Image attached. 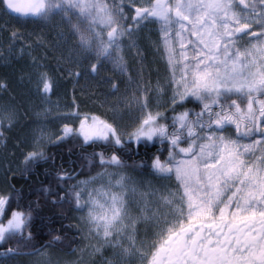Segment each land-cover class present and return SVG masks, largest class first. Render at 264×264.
Segmentation results:
<instances>
[{
  "label": "snow or ice",
  "instance_id": "1",
  "mask_svg": "<svg viewBox=\"0 0 264 264\" xmlns=\"http://www.w3.org/2000/svg\"><path fill=\"white\" fill-rule=\"evenodd\" d=\"M0 19V60L35 46L74 85L110 89L103 117L79 112L74 98L55 133L43 105L58 78L37 58L21 75L27 98L0 97V148L18 161L0 164V264H264V0H0ZM28 24L41 32L25 35ZM150 25L163 85L144 79ZM129 56L141 66L135 79ZM108 66L114 75L102 76ZM70 139L110 152L82 153L98 171L57 169L27 209L13 208L27 199L12 184L17 174L27 182L50 159L47 146ZM157 144L163 151L150 152ZM141 149L145 159L129 163ZM66 205L81 213L83 246L51 226ZM37 227L48 229L44 243Z\"/></svg>",
  "mask_w": 264,
  "mask_h": 264
},
{
  "label": "rangeland",
  "instance_id": "2",
  "mask_svg": "<svg viewBox=\"0 0 264 264\" xmlns=\"http://www.w3.org/2000/svg\"><path fill=\"white\" fill-rule=\"evenodd\" d=\"M4 24V20L0 19V25ZM19 25L12 23L8 28L10 32L14 28H18ZM25 35L29 32L40 33L41 28L28 24L20 29ZM145 35L150 36L149 41L142 42L144 45V79L145 82L151 81L152 85L155 86L157 81L163 85L164 81L168 77L167 66L165 61L162 59V50H157V48L152 44L158 38V32L155 30V26L150 25L148 29H145ZM7 33L0 32V40L6 39ZM35 39V38H33ZM19 48V45H17ZM35 57L39 60L41 64L47 65L46 70L50 71L55 77L58 78V84L53 93L50 95L49 103L43 105L46 108H50L51 111L46 119L49 121L47 124V129L49 132H58L61 121H58L56 117L70 111L67 105L72 104L73 99L76 100V108L81 113L96 114L104 116L105 108L100 106V100L104 98L105 95L110 91L106 84L102 82L97 84L93 83L90 87L81 88L85 81L81 78L80 85H74L69 79L61 76V73L56 71L55 60L52 57L46 55L45 50L33 46L30 50V55L25 52L22 56L17 55L8 61L0 60V81H6L9 85L7 92H0V97L7 98L9 95L27 98L28 91L21 84V75L23 74L25 80L27 79V74L31 71L32 58ZM130 74L135 79L137 73L140 70V64L134 63L131 56L128 57ZM114 73L111 70V66L102 72V76H113ZM99 80V78H97ZM126 81V77H122ZM134 87V85H132ZM125 85H121V91L124 90ZM161 100L164 98L161 97ZM32 103L39 105L41 101L39 98H33ZM198 111V109H197ZM44 117H42L43 119ZM78 124V120L75 121ZM160 145V144H159ZM163 146V145H160ZM161 148V147H160ZM13 149L10 147L7 151L0 148V164H4V157L7 156V162L11 163L15 168L18 163L16 155H13ZM18 155V154H17ZM83 179L84 177H80ZM154 183H156L154 181ZM168 183V182H161ZM174 184V181L171 182ZM5 185L3 172L0 171V188ZM81 213L75 212L74 217L77 222ZM83 241L79 239L77 246H83ZM75 246V247H77ZM54 251V250H53ZM56 252V251H54ZM58 255H65L67 252H56ZM69 259L74 257L69 255Z\"/></svg>",
  "mask_w": 264,
  "mask_h": 264
},
{
  "label": "trees",
  "instance_id": "3",
  "mask_svg": "<svg viewBox=\"0 0 264 264\" xmlns=\"http://www.w3.org/2000/svg\"><path fill=\"white\" fill-rule=\"evenodd\" d=\"M193 106V104L186 105V107L188 108H192ZM168 114L171 115V113ZM157 149L163 151V146L157 144L155 148L150 149V152H156ZM100 151L110 152V149H102L99 146L81 148L77 141H75L74 139L66 140L64 143L59 144L58 146H47V154L50 159L46 163L41 162L38 167L34 168L31 174L28 176L27 182H25L24 178L20 177L18 174L16 179L12 181V184L16 189L22 190L25 194H27V199L18 202L13 201L12 207L18 208L19 206L27 209L29 200L35 201L37 199L36 193L42 187L47 186L49 183L55 182L57 169L62 168L65 171H73L77 173L83 170L85 174H94L96 171H98V169L93 168L91 173H89L87 161H82L81 154L84 153L90 156L91 153ZM164 155H167V153L165 152ZM144 159V150L141 149L140 154L132 156V159L129 160V163H131L132 160H135V162L139 165ZM81 165H83V169H81ZM75 212L76 211H74L73 208L66 205L61 214L57 218H55L54 222L51 225L55 229H60L62 225L68 228L66 232H58L57 234L61 235L64 238L65 244L75 238L77 240V243L76 245H72L73 247L77 246L79 241V237L75 236L74 226L77 224L74 217ZM43 214L49 215L48 212H45ZM36 223L37 225H39V217L36 218ZM36 231L40 233V236L38 237V239H40V243H44L47 239H49L46 235L48 231L47 228L40 229L39 227H37ZM53 250L59 253L69 251L68 249L62 248H56Z\"/></svg>",
  "mask_w": 264,
  "mask_h": 264
}]
</instances>
